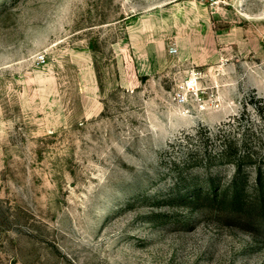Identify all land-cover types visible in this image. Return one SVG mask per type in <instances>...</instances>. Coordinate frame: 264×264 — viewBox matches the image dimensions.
Listing matches in <instances>:
<instances>
[{
    "label": "rangeland",
    "instance_id": "obj_1",
    "mask_svg": "<svg viewBox=\"0 0 264 264\" xmlns=\"http://www.w3.org/2000/svg\"><path fill=\"white\" fill-rule=\"evenodd\" d=\"M253 90L264 0H0V264H264V219L174 168Z\"/></svg>",
    "mask_w": 264,
    "mask_h": 264
},
{
    "label": "trees",
    "instance_id": "obj_2",
    "mask_svg": "<svg viewBox=\"0 0 264 264\" xmlns=\"http://www.w3.org/2000/svg\"><path fill=\"white\" fill-rule=\"evenodd\" d=\"M249 105L255 115L246 114ZM263 127L264 97L253 90L246 98L242 111L204 140L207 144L211 139L218 138V148H214L216 145H190L184 166L174 163L178 174L176 184H184L186 188L184 193L182 189L177 190L184 202L192 207L204 204L257 212L264 219V156L262 145H257L259 130ZM227 164L233 166V173L223 183L219 174L222 166ZM193 168L198 171H193Z\"/></svg>",
    "mask_w": 264,
    "mask_h": 264
},
{
    "label": "built area",
    "instance_id": "obj_3",
    "mask_svg": "<svg viewBox=\"0 0 264 264\" xmlns=\"http://www.w3.org/2000/svg\"><path fill=\"white\" fill-rule=\"evenodd\" d=\"M178 96H179V100L182 102V103H184L185 101H186V95H185V93L184 92H179L178 93Z\"/></svg>",
    "mask_w": 264,
    "mask_h": 264
}]
</instances>
